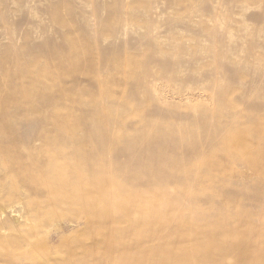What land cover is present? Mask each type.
I'll list each match as a JSON object with an SVG mask.
<instances>
[{
    "label": "rangeland",
    "instance_id": "rangeland-1",
    "mask_svg": "<svg viewBox=\"0 0 264 264\" xmlns=\"http://www.w3.org/2000/svg\"><path fill=\"white\" fill-rule=\"evenodd\" d=\"M256 126H264V0H0V151L32 159L31 173L45 166L54 191L78 182L53 176L43 150L63 164L78 157V176L109 212L95 216L79 195L51 202L44 181L20 180L26 165L16 174L0 152V264H115L109 238L122 219L141 229L143 217L152 221L147 264L172 263L158 251L164 243L186 245L187 264H196L197 239L204 249L230 230L234 239L259 236ZM235 133L247 140L230 151ZM162 197L148 216L145 202ZM124 198L138 202L129 218ZM255 244L246 247L251 263ZM203 249L202 264L231 263L237 250Z\"/></svg>",
    "mask_w": 264,
    "mask_h": 264
},
{
    "label": "bare ground",
    "instance_id": "bare-ground-1",
    "mask_svg": "<svg viewBox=\"0 0 264 264\" xmlns=\"http://www.w3.org/2000/svg\"><path fill=\"white\" fill-rule=\"evenodd\" d=\"M253 132L258 134V136H260L261 138H264V126H256V127H254L253 128ZM246 140H247L246 136L242 135V134H239V133H235V134L229 136V139L227 141H228V143L230 144V146L232 148V150H230V151L236 150L237 144L238 145L239 144H243V143L246 142ZM252 140L254 141L255 139H252ZM258 140L262 141V139H258ZM258 140L256 139V141H258ZM263 142H264V139H263ZM4 148H5V150H1L0 151V152H2L1 156L4 158V159H2L3 163L5 165L9 166L16 174H17V172H20L21 168L25 167V165H26V168H28V172L24 176H23V173L17 174V177L21 180V178H24V177L28 176L29 178H32L34 180V183H35V180H36L42 186H44V183H42V181H44L46 183L45 184L46 187H44V188L46 189L45 191L48 194V198H49V200L51 202L57 201L58 195H60V196L63 195L65 197V199H67V196H69V199H74V200L77 199V197L79 195L80 197H82L85 200V202H82V203H83V205L86 208L87 207H93V208L97 209V211H96L97 213L95 214V216H98L100 214V212H108V209L103 207L104 206L103 200L105 199L104 195L103 196L99 195V193L97 191H95V190H98V189H95V188H93L92 186L89 185V179L88 178H86L85 176H78L79 173L81 172L79 170V168L76 167V163H78V157L75 158L74 160L71 159L70 157H65L67 159V161H66L65 164H63V161H62V163L59 162V159H57V157L55 158L49 152L48 149L43 150V157H44V160H45V164H46V162H55V164H56V169L54 170V172H51L53 176H55V177L61 176L65 180H72L73 178L76 177L75 183L78 182L76 189L75 188L74 189H69L70 187L65 189V190H68L69 192L62 191V190L54 191V190H56V188H55V186L52 183H50V181L52 180V176H49L47 178L45 177V174L48 172L46 170L45 166L43 168H41L40 170H38L37 172L31 173L30 170H29V166L34 164V161L32 159L30 160L29 163H24V162H22L19 159V156L17 157L15 155L16 154L15 151L13 153H11L10 149L7 150V147H4ZM210 161H212V160H210ZM254 165L257 167L258 171H261V172L264 171V161L257 162ZM205 170H209L208 172H210L211 174L213 173L211 168H209V169L206 168ZM22 181H24L27 185L33 186V184L30 182L29 179H25V180H22ZM71 187H73V186L71 185ZM86 187L90 191L80 192V193L76 194L75 190H83ZM30 191L37 192V190H30ZM57 192H59V194H57ZM163 201H164V197H162L161 199L150 198V200L146 201L145 202V204H146V208H145L146 214L148 216H150V214H151V211H150L148 206H151L155 213H159V211H160L159 204H161ZM137 205H138L137 201H134V200L128 199V198H124L119 203V206H120L119 209L121 211L127 213V217L129 218L130 215H132V214L135 215L136 214ZM114 206L117 207L116 205H114ZM101 207H103L102 211H101ZM53 213H57L56 210H54ZM185 217H186V215H185ZM230 218H232V217L229 215V213H226V215H223L221 218H218L219 220L217 222H219L221 224V221H223L224 219H225L224 221H228V220H230ZM123 220H125V219H122L120 221L121 224L118 223V230L116 232H113L114 234L112 236H110L111 238H109V240L116 239L115 242L111 246H109L111 248V250L113 251V254L111 253V251H109V252L112 255H115L114 256L115 264H145V263L147 264V259H148L147 255H149V252H148V249L146 248V243L149 244L151 241H153V236L155 237V235H156V234H153V232H149V230H148V228H149L148 226H150L152 224V221L151 220H147V219H145L143 217V221L144 222H140V224L143 225V229L146 228L145 230H143V229H141V227L139 228V226H138L139 223L134 222L133 220H128V221H126L127 222L126 223ZM234 222L237 225H238V223H239V225L241 224L240 221H234ZM220 224L218 225V227L220 226ZM135 225H136V227H137L136 229L138 231H135V229H133L134 231L131 230L132 232L128 230V229H131V227L135 226ZM153 228L154 227L152 226V229ZM196 228L200 229V227H196ZM236 228H237V226H236ZM235 231L236 230H230L228 232L226 231V233H224V235L221 233L222 237L221 236L220 237H217V236H213L212 237L211 236L212 237V238L210 237L211 240L209 242L207 240V242H208V245L206 243L207 247H209L210 249L211 248L212 249L213 248L214 249L215 248L216 249H220V247L224 246L225 244H231L233 247L237 248V250H235L236 252L233 253L232 260H231L232 262L231 263H223V264H253V263H255V264H264V226H263V228H261L259 230V236H255L253 238H250L248 236H240L237 239H234L233 236H234ZM98 232H101V229L98 230ZM86 234H88V233H86ZM177 235H175V236H177ZM180 235L181 234H179V237H180ZM182 236L180 238H182L184 240V236L183 237ZM255 241H257L256 244L260 245V247L258 248L257 255L255 254L256 256H255L254 262L251 263V258H252V254L251 253H253V252H249L248 250H246V247L247 246L251 247L252 243L255 244L254 243ZM127 242H129L128 246L130 247L129 251H131V252L125 250V249H127V250L129 249L127 247L125 248V244ZM164 244L165 245H163V247L161 249H159V250H158V248H160V247H157V250L161 252V254H162L161 256L162 257H164L163 254L166 253V254H169V255L172 256V257L169 256V258L172 261L171 264H187V259L184 258L187 255L183 256L185 253L186 254L189 253L188 247L186 245L183 246L182 248H177L175 246L170 247L169 243H164ZM192 245H194V241L189 246H192ZM201 245H204V244H200L199 240L197 239L196 240V245L193 248L194 251L192 252V253L196 254V257L194 256L193 259H192L194 262L197 261L196 264H202V261L200 260V255L201 254L199 253L203 249V246L201 247ZM122 246H124V247H122ZM71 248L73 249L74 247H70V249ZM149 248H151V247H149ZM206 248H204V249H206ZM250 251H252V250H250ZM218 253L220 254V251H218ZM218 253L216 252L217 255H219ZM106 254L108 256L109 253L107 252ZM109 257H110V254H109ZM166 258H168V255H167ZM170 259H168V260H170ZM164 260L167 261V259H165V258H164ZM68 264H73V263H71L69 261ZM169 264H170V262H169ZM213 264H221V263L214 262Z\"/></svg>",
    "mask_w": 264,
    "mask_h": 264
}]
</instances>
